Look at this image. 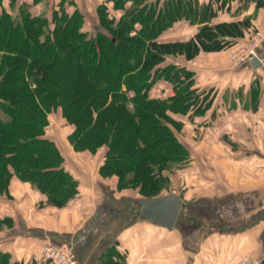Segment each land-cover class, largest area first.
Segmentation results:
<instances>
[{"label": "trees", "instance_id": "obj_1", "mask_svg": "<svg viewBox=\"0 0 264 264\" xmlns=\"http://www.w3.org/2000/svg\"><path fill=\"white\" fill-rule=\"evenodd\" d=\"M112 1L115 10L127 7L125 0ZM157 1L119 17L109 16L104 3L98 5L105 31L96 35L82 29L78 10L71 15L62 10L51 30L47 17L26 9L19 19L0 13V193L17 175L55 205L77 194L78 182L66 170L60 148L46 136L49 115L61 109L73 125L68 139L75 151L94 153L106 146L103 176L117 175L120 188L140 185L144 198L160 196L163 177L152 164L159 169L175 151L185 149L155 114L186 109L199 97L190 88V70L162 64L170 54L191 58L202 48L218 49L223 30L235 23L220 25L217 32L204 26L205 36L214 35L210 44L200 32L187 41H158L175 21L194 20L197 6L191 0ZM160 78L173 84L172 98L148 96ZM127 169L133 172L130 177ZM149 185L157 187L155 193L150 194ZM7 222L0 218V227ZM107 257L104 264H125L114 247ZM0 264L14 263L0 253Z\"/></svg>", "mask_w": 264, "mask_h": 264}, {"label": "crops", "instance_id": "obj_2", "mask_svg": "<svg viewBox=\"0 0 264 264\" xmlns=\"http://www.w3.org/2000/svg\"><path fill=\"white\" fill-rule=\"evenodd\" d=\"M102 2L113 7L112 0H100L95 7ZM45 3L0 0V13L15 5L43 7ZM217 13L220 16L214 23H240L247 16L252 28L264 31V0H232ZM196 27L179 19L157 40L187 41L196 35ZM225 38L236 43L243 36ZM231 52L227 48L200 51L191 58L170 54L162 65L175 64L193 73L190 88L205 97V114L211 119L220 118L224 128L233 125L241 133L249 124L253 130L259 129L264 118V101L260 99L261 89L264 91L260 85L264 83V42L259 50L263 64L258 68L249 61L235 62ZM157 82L150 91L152 96L153 90L156 92L153 98L169 99L176 94L168 80L160 78ZM57 111L63 118L61 109ZM52 114L46 136L56 142L64 158V151L82 153L75 151L68 139L73 125L65 118L68 132L63 137L57 131L54 134ZM247 136L243 134L240 139L247 140ZM241 155L246 156L245 152ZM64 165L78 182L77 194L64 205L50 203L45 193L17 175L12 176L8 191L0 193V218L8 219L0 227V253L8 254L10 263L36 264L34 253L47 240H56L72 243L77 264H104L112 247L125 264H236L245 255L264 264V198L260 188L247 194L211 196L174 190L183 205L169 229L139 215L136 201L144 197L120 190L116 175L103 176L100 169L69 168L66 160Z\"/></svg>", "mask_w": 264, "mask_h": 264}, {"label": "rangeland", "instance_id": "obj_3", "mask_svg": "<svg viewBox=\"0 0 264 264\" xmlns=\"http://www.w3.org/2000/svg\"><path fill=\"white\" fill-rule=\"evenodd\" d=\"M231 1L232 0H191V2L197 6V13L194 15L195 19H182H186L190 21L191 24L197 25V32H200V36L206 39L205 43L210 44L212 43L214 35L211 37L205 36L202 28L205 26L215 29L216 32L220 31L218 26L226 24L227 22L214 23L220 16L217 11L220 7H224L227 2L230 3ZM98 2H100V0H46L43 7H29L21 4L20 6L15 5L14 7H10L8 12H10L15 19L20 18L22 9H26L28 12H31L32 15L47 17V28L51 30L55 26L56 18L60 16L62 10L68 15L78 10L83 14L82 29L90 35H96L98 31H105L99 20L98 7H95ZM153 2L156 4L158 3L157 0H125L124 3L127 7L124 11L120 9L115 10L114 7H107V9L109 11V16L119 17L127 11L134 10L136 7L138 8L137 5L141 6L142 4ZM104 4L106 5V3ZM203 7H208V9L205 11ZM234 23V25L228 27L229 29L223 30L224 34L221 37L224 39L222 42L216 44H218V49H232L230 54L235 62H238L236 55L241 52V50L247 52L252 46L254 40L252 39L251 32L254 28L251 27V22L247 16L243 21H240V23L236 21ZM237 32L238 34H236ZM261 32L260 44L257 47L258 54L264 42V31L261 30ZM242 36L243 38L240 39L239 42H233L234 44L230 43V40H227L228 38H225H241ZM200 51L210 50L202 48ZM183 68L187 69L185 67ZM157 81L158 79L155 80L152 86H155L158 83ZM260 85L264 87L263 81ZM151 89L152 87L149 89L148 96L153 98L156 92L153 90L154 94L152 93V96L150 94ZM197 94L199 95L200 93L197 92ZM260 99L264 101V91L262 89ZM205 100V97H202L200 94L198 99L186 109L178 111H170L168 109L167 114L160 112L158 115L155 114L161 123L170 127L172 134L185 149V152L181 151V153H179L180 151H175L174 158L172 157L170 160L164 162V166L159 167V169H156L159 165L152 164L153 172L159 174V176L157 175L158 178L163 177L162 180L158 182V187L160 188L158 193L160 195H165L176 190L178 193H186L187 195L188 193H192L193 196H195L196 193H207L211 196L213 193L216 195L227 192L233 194H247L254 189L260 188L261 198H264V118H262L259 129L256 128L253 130L252 126L246 124V127L249 126V129L245 127L246 131H241V133H239L237 128L233 125H229L230 128H224V125H221L220 118H209L205 114L206 109L202 106ZM53 113L52 115L55 120L53 126H56L57 129L55 130L53 127L52 131L54 134L60 133L63 137V135L68 132L69 127L64 123L59 111ZM213 120H215L214 123H212ZM238 134H240L239 138ZM243 134H248L247 140L240 139L243 137ZM64 152L66 156L64 159L69 168L100 169L105 159L106 146L100 147L94 153L89 151H81L82 153L78 154H74L73 152L69 153L68 151ZM243 152H245L246 156H242L243 154L241 155ZM227 169H231L229 170L230 173ZM132 173V171L127 169V177H130ZM118 181L119 177L117 176V183ZM154 187L157 189L156 186L152 187V185L147 187L151 190L150 194L156 192ZM118 188L120 190L126 189L137 196H143L142 193H140V185ZM144 189H146V187H144Z\"/></svg>", "mask_w": 264, "mask_h": 264}, {"label": "built area", "instance_id": "obj_4", "mask_svg": "<svg viewBox=\"0 0 264 264\" xmlns=\"http://www.w3.org/2000/svg\"><path fill=\"white\" fill-rule=\"evenodd\" d=\"M254 40L252 46L247 50H241L236 57L239 63L248 62L252 57L259 56V46L262 32L260 29H253L251 32ZM33 260L36 264H77L74 246L70 242L47 240L41 248L34 253ZM236 264H261V260L250 255L243 256Z\"/></svg>", "mask_w": 264, "mask_h": 264}, {"label": "water", "instance_id": "obj_5", "mask_svg": "<svg viewBox=\"0 0 264 264\" xmlns=\"http://www.w3.org/2000/svg\"><path fill=\"white\" fill-rule=\"evenodd\" d=\"M249 62L254 68L262 66L260 56L252 57ZM183 199L176 192L151 198H140L136 201L139 215L169 229L173 227L182 208Z\"/></svg>", "mask_w": 264, "mask_h": 264}]
</instances>
